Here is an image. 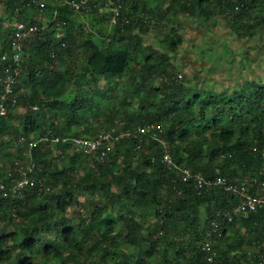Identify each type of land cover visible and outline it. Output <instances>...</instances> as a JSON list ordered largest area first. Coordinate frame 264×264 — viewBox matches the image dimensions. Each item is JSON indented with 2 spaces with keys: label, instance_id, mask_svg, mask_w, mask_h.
<instances>
[{
  "label": "trees",
  "instance_id": "trees-1",
  "mask_svg": "<svg viewBox=\"0 0 264 264\" xmlns=\"http://www.w3.org/2000/svg\"><path fill=\"white\" fill-rule=\"evenodd\" d=\"M35 1L5 0V4L11 7L12 14H17L16 20L19 22L40 26L43 25L41 21L29 20L28 16V7L32 8ZM121 1L122 14L129 17V22L113 25L110 31L100 25L94 31L85 32L79 44L82 63L78 74L72 71L73 67L60 71L56 63L72 53L77 47L76 34L83 32L74 27L70 20L72 14L61 10L56 20L45 24L43 33L38 32L25 40L30 53L22 57L17 77L23 79L29 88L27 93L19 95L21 104L28 107L24 122L12 129L15 136L22 133L25 137L31 136V139L46 134L48 127L33 120L34 114L29 108L31 104L39 106L42 112L51 110L76 116L82 111H93L96 107L94 98L77 93L84 89L86 82L92 83L96 94L107 97V92L99 89L98 85L102 81L111 83L112 77L131 72L133 76L130 82L134 93L144 91L146 94L148 87L154 88L153 76L158 75L160 81L155 86L157 94L139 103V115L134 120L129 112L123 115L130 130L139 126L150 127L147 135L127 139L134 144L149 138V152L142 154L141 168L131 167L125 162L115 171L108 164L97 163V169L89 168L91 170L75 182L69 178L55 193L53 187L58 184L61 173H50L54 166L49 160L51 149H34L33 161L40 163L42 172L48 174L46 181L50 187L39 193L36 190L31 193L25 191L22 197L7 199L0 204V261L7 264H142L144 257H156L159 264H260L264 248L257 253L243 252V248L260 247L264 241V210L229 223L221 220L218 212L232 207L234 197L222 188L197 192L161 158L165 149L177 165L207 178L220 175L233 181L253 174L263 162L264 84L252 83L244 94L232 98L224 94H199L195 91L186 95L182 83L169 72L167 59L163 55H145L139 37L132 34L134 26L147 28L146 23L149 22L136 12L140 7L146 13L147 1ZM172 1L179 6V11L189 14L193 13L195 7L202 12L212 6V0H205L206 4L204 0ZM252 1L217 0L216 3H223L228 14L234 18L233 24L241 26V17L252 14ZM257 7L263 11L264 0ZM95 22L102 23L101 20ZM244 25L248 33H252L250 29L254 26L257 27L251 22ZM58 27L64 29L61 40H55ZM126 33L129 35L127 39ZM2 34L0 75L4 67L14 66L11 32H2L0 26V37ZM181 39L177 34L167 36L165 43L174 49ZM4 54L8 59L3 61L1 57ZM19 88H16L17 92ZM11 107L12 104L7 102L9 118L12 117ZM110 115L112 117L111 112ZM1 120L0 134L4 135L8 126L2 127ZM105 121L109 124L112 119L105 117ZM70 125H66V130L60 126L49 130H53L55 136L75 135ZM119 151V144H116L109 152L108 160L112 162ZM79 156V153L70 155L72 167ZM152 158L155 160L151 161ZM4 181L10 184V180ZM75 185L85 192L100 193L105 202L95 206L90 218H81L73 225L64 212L65 197L71 195ZM114 186H117L116 190ZM123 197L131 204L128 210L120 214L119 234L122 235L123 245L131 247L133 252L123 260H117L113 257L117 241L110 234L114 221L104 217V214L112 212L115 205L121 206ZM150 203L154 205L155 218L152 221L147 219L146 212ZM57 210L59 215L56 214ZM203 210L204 219L201 218ZM14 214L17 218H14ZM212 220L219 223L220 236L211 230ZM8 224L12 230L4 231ZM206 228L212 236V261H208V255L201 248L209 235ZM87 243L89 246L85 248ZM147 245L149 250L145 248Z\"/></svg>",
  "mask_w": 264,
  "mask_h": 264
},
{
  "label": "rangeland",
  "instance_id": "rangeland-1",
  "mask_svg": "<svg viewBox=\"0 0 264 264\" xmlns=\"http://www.w3.org/2000/svg\"><path fill=\"white\" fill-rule=\"evenodd\" d=\"M66 1L36 0L32 8L28 7V16L29 20L41 21L45 25L48 22L56 20L61 10L72 14L70 20L73 22L74 27L83 32L79 35L76 34L77 47H75L72 53L66 55L63 61L58 60L56 63L59 64L60 71L64 68L71 69L73 67L72 71L78 74L82 63V51L79 44L83 41L85 32L94 31L100 25L106 31L112 30L114 23L111 22L113 14L111 8L113 4L111 0H90L89 9L79 13L72 10ZM146 1L148 8L146 13L148 15H144L146 13L140 7L136 9V12L139 15H143L144 20L150 24L146 23L147 28L139 27L138 25L134 26L132 34L139 37V44L144 48L145 55L152 57L163 55L167 59L170 66L169 72L182 83L186 95L195 91L199 94H224L227 98H232L244 94L252 83L264 84V10L259 11L257 7V5L261 4L262 0L252 1L254 6L251 8L252 14L241 17V26L233 24L232 19L234 18H232L231 14H228V9L225 8L223 3H216L217 0H212V6L208 11L201 12L198 7H195L192 14L179 11V6L172 0ZM172 3L173 7H170ZM204 3L206 4L205 0ZM6 4L5 0L0 1V26L2 32H13L19 21L16 20L17 14H12L11 7ZM122 10L123 7L121 8L120 16L124 18ZM235 10L237 11L238 8L236 7ZM96 20H101L102 23L98 24L95 22ZM250 22L257 24V27L254 26V28L250 29L252 33H248L247 27L243 26L244 23ZM57 30L55 40H61L64 36V29L58 27ZM3 34L0 37V43L3 39ZM176 34L180 35L182 39L173 49L165 43V38L167 36H175ZM31 36L33 35L23 36L19 39L20 45H18L15 56L19 57L20 61L23 56H29L28 43H24ZM128 37L129 35L126 33L125 39ZM62 46H64V43H62ZM52 55L56 56L55 53ZM139 58L143 59V56L139 55ZM1 60H3L2 57ZM133 66H135V63H133ZM4 70L5 67L2 69V74ZM2 74L0 75V92L5 82ZM132 76L133 73L124 72L121 76L112 77L111 83L102 81L98 87L107 92V97L96 94L92 83L86 82L84 89L78 90L77 93H83L84 96L94 98L96 107L93 111H82L79 116L56 113L51 110H43L42 112L39 110V106L35 104H31L29 107L33 111V120L36 124L44 123L48 127V129L46 128V134L48 135L53 134V130H49L51 128L55 129L60 126L63 130H66L68 123L71 124L70 130L75 135L60 137L92 139L98 134L111 130L118 133L119 137L110 142L105 158L99 162L93 161L94 157L92 156L90 160L87 155L78 152L69 143H38L35 148L29 149V140H38L46 134L38 138L35 137L36 139H31V136L25 137L22 133L15 136L12 127L17 126L20 122H24L28 107L21 104L22 101L19 95L27 93L29 90L24 84L23 79L17 77L13 84L15 103L10 110L12 117L9 118V114L7 115L6 113L5 117L0 118L2 119L1 126H8L6 134H0V169L2 179L11 180L19 178V165H15V163L18 162L24 166L32 160L33 150L39 148L41 150L51 149L49 160L53 162L54 166L51 167L50 173H61L58 184L53 187L55 193L59 189L61 190L64 181L70 178L75 182L91 170L89 168L95 169L96 166L101 164H108L115 171L120 169L125 162H128L131 167L141 168L143 161L142 154L148 153L150 149L147 143L149 142V138L147 141H138V143L134 144L128 142L127 139L129 137L126 132L130 129L126 127V120L123 119V115L129 112L132 120H134L135 116L139 115V103L146 100V98L151 99L155 93L157 94L155 86L159 83L160 77L158 75L153 76L152 82L154 88L148 87V93L144 94V91H141L140 94H135L133 91L134 87L130 82ZM18 86L20 88L17 92L16 88ZM110 107H112V110H109ZM19 116H22V118ZM105 117L111 118L112 122L107 124ZM146 127L150 128L149 126ZM160 142L164 141L160 140ZM116 144H119L120 153L110 162L111 160H108L109 152L112 151ZM76 153L81 154V156L76 158L74 167H72L70 155ZM97 163L99 164L95 166ZM33 177L40 178L46 187H50L46 181L49 176L47 173L42 172V170L35 172ZM113 189L116 190L117 186H114ZM62 195L65 196L63 193ZM104 202L105 200L101 197L100 193L85 192L75 185L72 188L71 195L65 197L64 215L71 218L73 225H76L81 218H90V212L95 206L102 205ZM130 204L131 202L123 197L121 206L115 205L112 212L104 214V217L111 218L114 221V228L110 234L117 241L115 247L116 253L113 255L117 260H123L130 252H133L131 247L123 245L121 240L122 235L119 234L120 214L128 210ZM146 212L148 213L147 219L149 221L154 220V205L152 203L146 207ZM56 214L59 215L58 210ZM204 215L205 211L203 210L201 212L202 219H204ZM14 218H17L15 214ZM3 230L10 231L12 230V226L8 224ZM88 246L89 243L85 245V248H88ZM145 248L147 250L150 249L148 245ZM261 248H264V241L261 242L260 247L245 246L243 252L257 253ZM262 252L264 254V250ZM131 259H133V256ZM142 264H159V262L156 257H144ZM260 264H263L262 260Z\"/></svg>",
  "mask_w": 264,
  "mask_h": 264
},
{
  "label": "built area",
  "instance_id": "built-area-1",
  "mask_svg": "<svg viewBox=\"0 0 264 264\" xmlns=\"http://www.w3.org/2000/svg\"><path fill=\"white\" fill-rule=\"evenodd\" d=\"M90 0H67L66 3L75 12H83L89 9ZM113 11L111 22L114 25L121 22L128 23L129 17L121 18V0H111ZM46 25H37L35 23H25L18 22L15 27V31L11 32V45L13 49L12 61L14 66H7L3 71L2 77L5 82L3 83L2 91L0 92V118L5 117L7 113V102L12 105L15 103L14 97L15 93L13 91V84L17 78L20 70V60L19 57L15 56L18 50V45H20L19 39L21 37H27L29 35H34L38 32L43 33L45 31ZM2 59L7 60L8 56L6 54L2 55ZM11 67V68H10ZM12 69V72L10 70ZM149 129L146 126H139L134 130H128L126 134L128 137L141 138L147 135ZM114 130L107 131L98 134L92 139L85 138H67L55 135H44L38 140H29L28 146L32 150L38 143L46 144L48 142L56 143H69L78 150V152L87 155L90 160L91 156L94 157L93 161H102L106 156V151L109 148L110 142L117 139L119 136ZM163 143V142H162ZM155 159L152 158L151 161ZM161 161L167 166H171L177 170L179 178L186 183L194 187L197 192L209 191L213 188H222L225 192H228L234 197L235 204L232 207L221 210L218 212V216L221 220L225 222H232L236 218H246L251 213L258 212L259 210H264V151H263V162L261 166L256 169V171L251 175H246L237 178L233 181L228 180L224 176L217 175L213 178H207L200 173H193L189 168L177 165L170 154L164 149L162 153ZM15 165H19V178L11 179L10 184H6L5 181L0 177V204L7 199L19 198L23 196V193L28 191L29 193L36 190L37 193L49 190L40 178H34L33 174L37 171L42 170V165L38 162L30 160L24 166L18 162ZM1 217H0V229H1ZM210 228L213 232L221 235L218 231L220 228L219 223L216 220L210 222ZM212 236L209 235L202 243V250L208 255V261H212ZM264 264V256L261 257ZM261 263V262H260ZM0 264H7L5 261H0Z\"/></svg>",
  "mask_w": 264,
  "mask_h": 264
}]
</instances>
